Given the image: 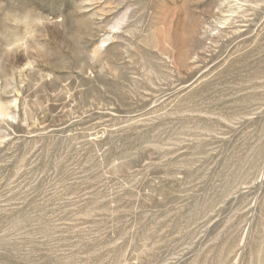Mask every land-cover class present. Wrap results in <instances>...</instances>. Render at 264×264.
I'll return each mask as SVG.
<instances>
[{"label": "rangeland", "instance_id": "1", "mask_svg": "<svg viewBox=\"0 0 264 264\" xmlns=\"http://www.w3.org/2000/svg\"><path fill=\"white\" fill-rule=\"evenodd\" d=\"M0 264H264V0H0Z\"/></svg>", "mask_w": 264, "mask_h": 264}]
</instances>
